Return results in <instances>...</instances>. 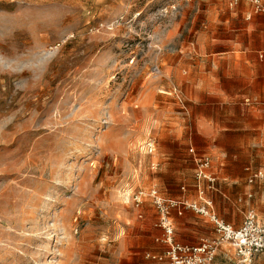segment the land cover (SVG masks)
I'll return each mask as SVG.
<instances>
[{
	"label": "rangeland",
	"instance_id": "obj_1",
	"mask_svg": "<svg viewBox=\"0 0 264 264\" xmlns=\"http://www.w3.org/2000/svg\"><path fill=\"white\" fill-rule=\"evenodd\" d=\"M232 13L227 0H0V264H144L158 216L133 199H198L190 148L264 170V78L227 75L226 41L247 39ZM197 227L191 246L215 238ZM214 264L242 263L223 244Z\"/></svg>",
	"mask_w": 264,
	"mask_h": 264
},
{
	"label": "built area",
	"instance_id": "obj_2",
	"mask_svg": "<svg viewBox=\"0 0 264 264\" xmlns=\"http://www.w3.org/2000/svg\"><path fill=\"white\" fill-rule=\"evenodd\" d=\"M227 2L229 8L237 7L241 3L249 5L253 14L262 17V25H264V0H227ZM250 18L251 15L246 17L247 20ZM148 152L151 153L152 150ZM189 153L195 166V187L201 203L165 199L153 188L147 195L139 192L133 199L136 207L142 204L146 196L151 199L158 216L157 228L162 231L158 242L165 247L164 253L148 254L146 258L167 264H214L218 249L226 244L232 248L242 264H251L255 260L264 259V225L259 222L257 214L253 209L247 210L238 227L226 223L217 216L213 211L212 202L205 197V191L213 190L216 182L215 176L210 173L211 161L209 157L195 153L192 148ZM255 182L264 184V170L252 174L249 183ZM182 191H185L184 188ZM185 209L207 218L214 228L215 238L201 240L194 246L177 243L174 240V218L181 216Z\"/></svg>",
	"mask_w": 264,
	"mask_h": 264
},
{
	"label": "crops",
	"instance_id": "obj_3",
	"mask_svg": "<svg viewBox=\"0 0 264 264\" xmlns=\"http://www.w3.org/2000/svg\"><path fill=\"white\" fill-rule=\"evenodd\" d=\"M230 9L234 10V13L231 14L228 21L231 24L238 22L240 24V30H243V35L245 36L246 34L247 39L246 41L239 42L233 39L226 41L227 44H225V48H228V51H225L226 55L224 58L226 59L225 62L229 64V73L227 75H231L232 64H235L234 69L241 70L246 80H250L255 76V73H257V76L264 78V25H262V17L253 14L251 7L244 3ZM237 13L240 17L237 16ZM248 15H251L249 20L246 19ZM252 39L255 42H253ZM210 79H212V81ZM205 90L210 96L220 97L221 91L217 89L215 78H209ZM209 159L211 161L210 173L213 174L216 179L213 188L214 198L215 200H219L218 208L217 205H215L216 211L214 207L213 211L226 223L238 227L240 217L235 219L233 215L235 211L241 214V219L243 220L247 210L264 206V192L260 190L261 183H249V179L253 174V169L249 167L244 168L243 166H236V168L233 169L234 167L232 166H218L217 160H219V158L214 159V164L213 158L211 159L209 157ZM188 199L193 202L200 201L199 196L197 199L194 195H190ZM230 211L232 214H230ZM199 217L200 216L189 209H185L181 216H175L174 225L176 224L178 229L189 234L187 236L184 235L182 239H180L178 235V242L185 243L183 245L195 244V241L205 234V231H201L197 227L199 225L210 227L211 234L212 232L214 233L213 226L207 221L200 220ZM161 236L162 231L159 228L151 233V246L148 251L151 255H162L164 253L165 247L158 242ZM144 264L167 263L148 260Z\"/></svg>",
	"mask_w": 264,
	"mask_h": 264
}]
</instances>
